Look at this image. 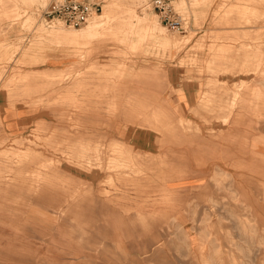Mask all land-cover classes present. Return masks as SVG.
Listing matches in <instances>:
<instances>
[{"label":"rangeland","instance_id":"rangeland-1","mask_svg":"<svg viewBox=\"0 0 264 264\" xmlns=\"http://www.w3.org/2000/svg\"><path fill=\"white\" fill-rule=\"evenodd\" d=\"M150 1L0 0V264H264V0Z\"/></svg>","mask_w":264,"mask_h":264},{"label":"built area","instance_id":"built-area-1","mask_svg":"<svg viewBox=\"0 0 264 264\" xmlns=\"http://www.w3.org/2000/svg\"><path fill=\"white\" fill-rule=\"evenodd\" d=\"M150 4L161 23L172 32L182 33L185 25L180 21L178 14L172 9L171 0H151ZM94 9L92 5L85 1H77L70 4L66 11H58V21L70 27L85 24L92 16Z\"/></svg>","mask_w":264,"mask_h":264},{"label":"bare ground","instance_id":"bare-ground-1","mask_svg":"<svg viewBox=\"0 0 264 264\" xmlns=\"http://www.w3.org/2000/svg\"><path fill=\"white\" fill-rule=\"evenodd\" d=\"M105 18H109V14L106 12L103 16L102 15H99V16H96V17H93L90 21H89V23H88V25H87V27H86V31H85V33H84V31H82V32H79V31H75V32H68V33H65V34H63V32L61 31V30H56L55 32H57V33H52V35L51 36H53L55 39H59V40H61V39H68V41H70V42H79L82 38H83V35L84 34H86V35H88V37H86V38H89V44H92V42L95 40V39H93V37H95V36H98V30H99V28L103 25V24H105L106 22L104 21L105 20ZM109 21V20H108ZM140 22V21H139ZM144 22V21H143ZM153 24V30H156V29H158L159 30V32L161 33L162 31L159 29V27L155 24V23H152ZM150 26H151V22H150V20L149 21H145L144 22V24H142V27L145 29V30H150ZM54 28V27H53ZM94 32H96V34H91V33H94ZM85 35V36H86ZM99 35H101V34H99ZM192 36V35H191ZM158 37V36H157ZM158 40H160V37L159 38H157ZM183 39V38H182ZM181 39V40H182ZM181 40H168V39H161V43H162V45H166V46H178V45H180V43H181ZM185 42V41H184ZM174 48V47H173ZM40 51H42V50H40ZM34 53V52H33ZM255 55H256V53H255ZM33 57V56H32ZM37 59V58H36ZM259 59H263V57L262 56H260V58ZM39 68V67H38ZM133 115H134V113H133ZM137 117V116H136ZM186 119V118H185ZM222 124H224V123H222ZM225 124H226V122H225ZM136 130V129H135ZM133 137V136H132ZM6 145V144H5ZM133 145V144H132ZM0 146H2V145H0ZM7 146V145H6ZM5 147V146H4ZM3 151V150H2ZM6 152V151H5ZM0 154H2V153H0ZM119 154V153H118ZM114 161H117V159H114ZM4 164V163H3ZM8 164V163H7ZM6 165V164H5ZM20 165V164H19ZM9 166H10V164H9ZM8 165L6 166V167H9ZM15 167V166H14ZM19 167V166H18ZM27 167V166H26ZM25 167V168H26ZM15 169V168H14ZM118 170V169H117ZM7 171H8V169H7ZM11 171V170H10ZM222 172V171H221ZM116 174V173H115ZM225 175V174H224ZM228 175V174H227ZM226 176V175H225ZM167 180V179H166ZM5 181V180H4ZM216 184V183H215ZM228 185V184H227ZM227 185H226V188H227ZM230 185V184H229ZM165 188H169V185L166 183V185H165ZM228 190H229V188H228ZM231 192V191H230ZM232 194V193H231ZM233 195V194H232ZM189 205V204H188ZM214 207V206H213ZM106 234V233H105ZM237 236V235H236ZM232 242H233V240H232ZM235 244V243H234ZM240 249V248H239ZM243 250V249H242ZM233 255V254H232ZM231 256V255H230ZM234 256V255H233ZM232 257V256H231ZM216 258V257H215ZM232 259V258H231ZM249 259V258H248ZM219 260V259H218ZM234 261V260H233ZM206 262V261H205ZM230 263V262H229ZM253 263V262H252ZM223 264V263H222ZM231 264V263H230Z\"/></svg>","mask_w":264,"mask_h":264}]
</instances>
